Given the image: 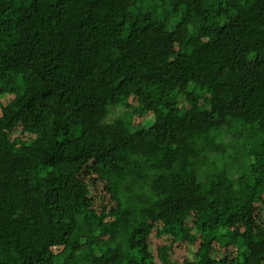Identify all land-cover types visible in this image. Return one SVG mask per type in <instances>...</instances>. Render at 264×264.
I'll use <instances>...</instances> for the list:
<instances>
[{"label": "trees", "instance_id": "16d2710c", "mask_svg": "<svg viewBox=\"0 0 264 264\" xmlns=\"http://www.w3.org/2000/svg\"><path fill=\"white\" fill-rule=\"evenodd\" d=\"M0 264H264V0H0Z\"/></svg>", "mask_w": 264, "mask_h": 264}, {"label": "rangeland", "instance_id": "374dc122", "mask_svg": "<svg viewBox=\"0 0 264 264\" xmlns=\"http://www.w3.org/2000/svg\"><path fill=\"white\" fill-rule=\"evenodd\" d=\"M119 117H120V115H119V112H117V111H115L114 114L110 116V118H111L112 120H117V119H119ZM221 186H223L222 183H220V186H217V187L215 188L216 193H217V195L215 196V199H217V198L220 197V187H221Z\"/></svg>", "mask_w": 264, "mask_h": 264}]
</instances>
